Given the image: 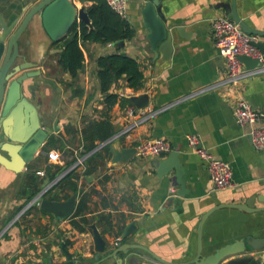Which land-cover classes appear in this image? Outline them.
<instances>
[{"label":"crops","instance_id":"1","mask_svg":"<svg viewBox=\"0 0 264 264\" xmlns=\"http://www.w3.org/2000/svg\"><path fill=\"white\" fill-rule=\"evenodd\" d=\"M37 1L26 0V4L34 6ZM73 1L85 12L91 5ZM158 1L170 36L166 61L161 55L155 59L151 51L141 0L127 2L125 19L134 35L123 46L80 42L84 63L75 78L59 68V45L49 39L37 19L22 38L27 40L28 60L42 73L34 83H24L23 94L45 118L48 139L24 166L17 144L4 143L11 147L0 151L8 165L0 164V264H64L62 249L74 264H160L149 252L165 262L184 264L195 258L198 225L210 212L201 231L204 257L248 237L264 240V210L260 211L264 209V152L253 148L250 127L238 126L232 109L243 99L264 124V74L238 85L220 83L223 59L214 45L210 21L229 18L220 6L230 0ZM21 3H0L6 21L18 14ZM236 11L252 30L264 32V0H236ZM119 53L140 64L143 84L134 92L124 78L118 80L109 92L124 101L107 107L96 78V61ZM140 94L149 96L143 114L136 113L129 102ZM129 110L135 114L129 116ZM141 116L148 118L113 143L136 149L146 141H167L171 152L178 153L185 195L177 194L179 187L172 185L174 171L158 175L151 165L157 159L135 157L113 167L110 144L95 151ZM187 136L196 137L209 157L230 164V188H214L206 160L189 146ZM50 153L58 154V160H49ZM79 158L84 161L73 168ZM73 195L76 204L69 218L58 220L39 208L42 200L64 202ZM246 204L250 212L219 208ZM93 230L103 241L101 254L95 251ZM117 249L123 252L114 256ZM248 256L264 264V250Z\"/></svg>","mask_w":264,"mask_h":264},{"label":"water","instance_id":"2","mask_svg":"<svg viewBox=\"0 0 264 264\" xmlns=\"http://www.w3.org/2000/svg\"><path fill=\"white\" fill-rule=\"evenodd\" d=\"M13 0H0V3H8ZM144 6L141 10V18L144 26L148 30L147 40L151 51L156 59L161 55L162 61H166L170 55V36L168 35L164 21L160 14V4L158 0H141ZM224 9L226 16L234 21L243 32L259 38H264V32L252 30L238 16L236 11V0H230L229 4L220 6ZM18 14H13L12 20L6 21L0 12V151L8 152L10 145L17 144L15 147L21 164L24 166L29 162L36 152L41 148L42 144L48 139L47 134L43 130L45 126V118L39 115L38 108L33 106L23 94V85L30 79L35 78L37 72H27L31 68L30 64L14 66L15 58L18 54V41L28 26L37 19L41 27L52 42H59L67 37L77 21H81L89 29H92L89 22L87 12L84 8L77 9L73 0H38L34 6L27 5L23 0L20 8H16ZM181 32V31H179ZM125 41L114 43V47L123 46ZM256 47L263 55L264 59V43L259 42ZM241 62L247 69H253L258 65V61L247 57H241ZM14 78L16 75H18ZM29 93L32 90L29 88ZM129 102L137 110H145L149 104V96L140 94L131 96ZM54 128L57 127V121L53 122ZM4 143H7L4 145ZM13 151L14 148H11ZM98 151V150H96ZM108 152L111 155L110 164L113 167H121L136 156L135 148H123L119 143L108 145ZM152 166L157 170L159 176H167L174 171L172 185L179 187L177 194L185 195V182L180 171V163L177 152H171L163 159H157L151 162ZM0 164L7 165V160L0 155ZM76 204V196L73 195L64 202H54L42 200L39 208L48 214H51L58 220L66 219L72 216ZM219 208H232L244 212H250L249 204L246 205H223ZM264 209H260L262 211ZM254 211H257L254 210ZM211 213V212H210ZM204 215L198 225V248L195 258L184 264H259L260 258L250 257L249 252L256 253L264 250V240H254L250 237L241 242L217 250L209 257H204L201 253V231L207 216ZM94 229V228H93ZM95 241V251L101 254L104 251V244L96 230H93ZM125 250V249H124ZM64 264H74L69 254L64 249ZM145 252H149L144 250ZM123 252V249L116 250L117 253ZM153 260L160 264H182L168 263L151 252H149ZM243 255L241 257L230 259L235 255ZM113 258V257H112ZM99 260V255L96 256ZM135 262H137L135 260ZM139 264V262H137Z\"/></svg>","mask_w":264,"mask_h":264},{"label":"built area","instance_id":"3","mask_svg":"<svg viewBox=\"0 0 264 264\" xmlns=\"http://www.w3.org/2000/svg\"><path fill=\"white\" fill-rule=\"evenodd\" d=\"M105 2L118 16L124 19L126 18L128 0H105ZM210 33L214 45L223 59L224 78L220 82L221 84L238 85L240 82L250 77L264 74L263 55L256 47L257 43L263 42L262 38L243 32L234 21L222 16L216 17L210 21ZM241 57L256 60L258 61V65L253 69H247L241 62ZM202 91H204V89L200 90V92ZM232 109L235 123L240 127H250L248 137L253 148L264 152V124L260 122V115L243 99H239ZM135 112L143 114L144 110ZM134 114L133 110L128 111L129 116H133ZM147 118L148 116L139 117L137 121L125 126L107 143L98 146L96 150H100L106 144H112L121 136L127 135L137 126L144 123ZM186 140L189 146L194 149L195 153L206 160V170L214 188L216 190L230 188L232 185V169L230 164L220 159L209 157L204 150L199 148V141L196 137L187 136ZM136 151L135 157L141 159H160L170 154L172 148L167 141L157 139L139 144ZM48 158L51 161H57L59 156L56 153H50ZM83 161L84 158L77 159L73 168L81 165ZM170 192H173V189H171Z\"/></svg>","mask_w":264,"mask_h":264},{"label":"trees","instance_id":"4","mask_svg":"<svg viewBox=\"0 0 264 264\" xmlns=\"http://www.w3.org/2000/svg\"><path fill=\"white\" fill-rule=\"evenodd\" d=\"M78 1L91 3L86 8V12L92 29L80 21L74 24L66 38L55 43L60 48L58 66L71 78H75L83 68L84 57L80 42L114 44L118 41H129L134 35L127 20L112 11L105 0ZM96 66L98 69L96 78L99 81L100 92L104 95L102 103L107 107L113 106L118 100L124 101L123 98L119 99L118 95L109 92L111 86L118 80L124 78L127 88L134 92L139 91L142 87L143 74L140 64L125 54L101 56L97 59Z\"/></svg>","mask_w":264,"mask_h":264},{"label":"flooded vegetation","instance_id":"5","mask_svg":"<svg viewBox=\"0 0 264 264\" xmlns=\"http://www.w3.org/2000/svg\"><path fill=\"white\" fill-rule=\"evenodd\" d=\"M32 24H33V22L28 26V28L26 29V31L23 33V35L21 36L20 40L18 41V54H17V57L15 58V61H14L15 63H14V66L13 67H15V66H21V65H24V64H30L31 65L30 66L31 68L27 69V72H37L38 73L35 76V78L30 79L31 81L33 80V83H34V80H36L37 78H41L42 73H41L40 70H34L36 67L33 66V62H31V61L28 60V56L29 55L25 54L26 51L24 50V45L26 44L27 40L26 39L24 41L22 40V38L24 36H27L29 34L30 29L31 28L33 29ZM59 42H57V43H59ZM17 76H19V74L16 75L14 78H16ZM34 91L35 90H32L33 94L35 93Z\"/></svg>","mask_w":264,"mask_h":264}]
</instances>
